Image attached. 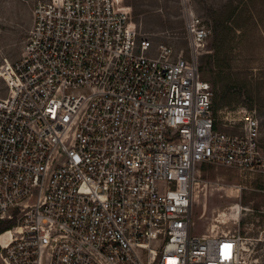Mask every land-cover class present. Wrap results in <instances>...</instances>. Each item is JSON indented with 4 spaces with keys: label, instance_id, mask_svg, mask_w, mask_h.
<instances>
[{
    "label": "built area",
    "instance_id": "1",
    "mask_svg": "<svg viewBox=\"0 0 264 264\" xmlns=\"http://www.w3.org/2000/svg\"><path fill=\"white\" fill-rule=\"evenodd\" d=\"M33 16L1 74L0 220L20 216L0 264H247L263 250L264 220L250 238L192 233L199 166L264 175L256 112L222 111L235 132L214 117L199 64L211 29L188 16L185 58L117 0L40 1Z\"/></svg>",
    "mask_w": 264,
    "mask_h": 264
},
{
    "label": "rangeland",
    "instance_id": "2",
    "mask_svg": "<svg viewBox=\"0 0 264 264\" xmlns=\"http://www.w3.org/2000/svg\"><path fill=\"white\" fill-rule=\"evenodd\" d=\"M47 0H0V98L8 96L1 74L7 65H15L33 25L36 4ZM120 9L128 10L133 26L141 37H149L155 45L170 44L178 54L190 56L186 23L191 14L199 17L212 35L199 58L200 75L210 83L214 54V14L230 17L231 43L225 52L228 73L241 86L247 79L249 88L262 83L264 89V0H117ZM246 90L245 86H243ZM248 88V89H249ZM253 106V110L250 107ZM264 100L261 103L243 99L236 109L255 111L261 126V148L264 153ZM219 111L216 122L228 132L239 126L224 128L225 114ZM231 117H234L233 115ZM192 204V233L211 236L240 233L254 236L258 220H264V175H242L237 170L216 165L199 166ZM34 198L30 203H35ZM244 208V209H243ZM242 212H240V210ZM250 210V211H249ZM20 214L12 223L19 224ZM13 226V227H14ZM2 236V235H1ZM0 236V238H1ZM247 264H264V249H251L245 255Z\"/></svg>",
    "mask_w": 264,
    "mask_h": 264
},
{
    "label": "trees",
    "instance_id": "3",
    "mask_svg": "<svg viewBox=\"0 0 264 264\" xmlns=\"http://www.w3.org/2000/svg\"><path fill=\"white\" fill-rule=\"evenodd\" d=\"M214 54L207 56L211 60V81L210 84L214 91L213 112L216 119L217 113L224 109H236L239 107L243 99H249L261 103L264 100V89L262 83L254 88H249L247 79H244L241 86L238 81L233 79L228 73V60L225 52L229 50L231 43V27L230 17L224 14H214ZM247 88L243 90L244 87ZM249 88V89H248ZM264 110V106H261ZM253 110V106L250 107ZM14 224L12 221L0 220V236L8 230L12 229Z\"/></svg>",
    "mask_w": 264,
    "mask_h": 264
},
{
    "label": "bare ground",
    "instance_id": "4",
    "mask_svg": "<svg viewBox=\"0 0 264 264\" xmlns=\"http://www.w3.org/2000/svg\"><path fill=\"white\" fill-rule=\"evenodd\" d=\"M3 69H4V68H3ZM3 69H2V70H3ZM243 209H244V208H243ZM243 209H241L240 212H242ZM249 211H250V210H249Z\"/></svg>",
    "mask_w": 264,
    "mask_h": 264
}]
</instances>
